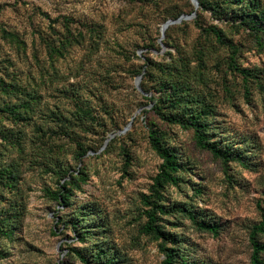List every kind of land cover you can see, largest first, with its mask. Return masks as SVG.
<instances>
[{
  "label": "rangeland",
  "instance_id": "374dc122",
  "mask_svg": "<svg viewBox=\"0 0 264 264\" xmlns=\"http://www.w3.org/2000/svg\"><path fill=\"white\" fill-rule=\"evenodd\" d=\"M190 4L0 0V107L21 113L0 112V174L13 172L0 178V264H83L75 250L93 244L114 250L120 264H162L159 241L141 231L142 196L161 163L149 126L184 166L182 182L163 189L170 211L159 219L176 234L178 253L193 264H251L249 231L264 215V33L239 25L231 12L190 15ZM64 19L71 34L84 36L71 39ZM198 25L220 28L238 47L236 64L258 77L244 83L228 68V49ZM48 46L60 50L52 60ZM168 67L180 75L169 76ZM175 78L188 89L182 106L207 104L212 140L242 154L244 165L225 164L195 145L191 129L159 118L158 83ZM81 172L85 181L68 185L67 205L53 198ZM174 205L188 206L217 233L198 229ZM84 207L82 241L70 220Z\"/></svg>",
  "mask_w": 264,
  "mask_h": 264
},
{
  "label": "trees",
  "instance_id": "16d2710c",
  "mask_svg": "<svg viewBox=\"0 0 264 264\" xmlns=\"http://www.w3.org/2000/svg\"><path fill=\"white\" fill-rule=\"evenodd\" d=\"M197 8L194 9V5H189L188 14H196V17L200 16V13L204 10H211L216 13L217 16L227 14L231 12L232 17L238 20L239 25L247 27L249 30L256 33H264V10L260 8L257 0H196ZM229 5V10L226 7ZM64 27L66 33L71 39L76 37L82 38L84 35L81 30L76 34H71L70 27L68 26V20L64 19ZM197 21V18H196ZM200 31H206L210 33L215 40V42L228 49L229 53V63L228 68L230 70H236L240 73L244 83L247 82L248 77L257 78L254 73L246 68H241L236 64L235 55L238 51L237 45L225 38L223 31L216 27L210 26L208 29L202 28L198 25ZM2 31V37L7 38L10 42L16 45L20 44L18 37L12 33ZM49 59L52 60L55 53L60 50L54 48L53 46H48ZM61 48H63L61 46ZM177 68H166L165 73L169 76ZM177 76L180 72H174ZM143 78V77H142ZM165 79L160 80L158 83L159 90L162 92L159 98L156 100L154 106L159 118L170 124L179 125L184 129H191L193 132V138L195 145L202 149L210 152L213 157L222 160L225 164L229 161H235L244 165L243 155L234 151L233 148L227 146H221L219 142L212 140V128L211 123L208 121V116L213 115L211 108L204 104L202 107H198L195 111L189 110L186 105L182 106V103H188L189 97L188 89L185 90L184 85L178 78L166 83ZM189 95V94H188ZM195 98L194 96H192ZM27 104L22 106L26 108ZM7 112L14 119L21 116L20 110L17 105L6 104L0 107V112ZM147 138L149 147L156 153V155L161 159L158 171L152 179V183L149 186V193L143 194L142 203L146 207L144 209V214L146 216V221L141 226V231L151 236L153 239L158 240V248L160 252L164 255L162 264H193L185 260L183 254L178 253L177 249V236L171 232L164 229L163 225L159 222L161 215L168 214L170 210L164 204L163 199V189L167 185L178 186L182 182L180 172L184 170L182 162H179L178 156L172 148L165 145L163 142V137L161 132L154 128L153 126L148 127ZM81 153L77 154L76 158H79ZM0 178L8 180V178L13 177V172L9 171L7 175L0 174ZM85 181L83 172L79 176H71L70 180H65V183L60 186L58 192L53 194V198L59 200L64 205L68 204V200L71 196L72 190L68 185L73 187H78L80 182ZM173 211L185 214L196 227L200 230H205L208 232L217 233L216 227L209 221L206 222L202 219L197 220L191 208L188 206L174 205ZM87 210L81 208L80 210H74L73 220L71 221L72 227H78L83 234L80 235V240H85L83 237L86 232H88L89 226H86L87 222L84 218L86 216ZM6 231L3 235H7ZM264 236V215H262L261 220L253 224L249 231V244L251 246L250 263L251 264H264V241L262 237ZM169 245V246H168ZM75 254L83 264H120L118 262L117 253L108 248H102L97 244H93L92 247L88 248L85 252H79L75 250Z\"/></svg>",
  "mask_w": 264,
  "mask_h": 264
},
{
  "label": "water",
  "instance_id": "95a60500",
  "mask_svg": "<svg viewBox=\"0 0 264 264\" xmlns=\"http://www.w3.org/2000/svg\"><path fill=\"white\" fill-rule=\"evenodd\" d=\"M192 2H193V4H194L195 6H197V1H196V0H192ZM190 15H193V13L190 14ZM170 22H171V21H169V22H167V23H165V24L162 25V26H163V27H161V32H162V33H163L165 27H166ZM138 78H139V77H138Z\"/></svg>",
  "mask_w": 264,
  "mask_h": 264
}]
</instances>
